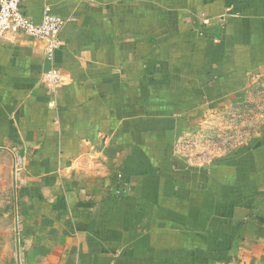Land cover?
<instances>
[{
	"label": "crops",
	"instance_id": "0c3cea01",
	"mask_svg": "<svg viewBox=\"0 0 264 264\" xmlns=\"http://www.w3.org/2000/svg\"><path fill=\"white\" fill-rule=\"evenodd\" d=\"M59 44L0 38V218L20 264H264V133L176 169L170 144L264 67V0H29ZM240 159V160H239Z\"/></svg>",
	"mask_w": 264,
	"mask_h": 264
},
{
	"label": "rangeland",
	"instance_id": "374dc122",
	"mask_svg": "<svg viewBox=\"0 0 264 264\" xmlns=\"http://www.w3.org/2000/svg\"><path fill=\"white\" fill-rule=\"evenodd\" d=\"M263 133L264 67L222 85L215 99L189 116L179 141L170 144L173 165L211 168L242 159ZM24 245L20 218H0V264H20Z\"/></svg>",
	"mask_w": 264,
	"mask_h": 264
},
{
	"label": "built area",
	"instance_id": "2783aa9c",
	"mask_svg": "<svg viewBox=\"0 0 264 264\" xmlns=\"http://www.w3.org/2000/svg\"><path fill=\"white\" fill-rule=\"evenodd\" d=\"M29 0H0V38L26 36L44 42L51 54L59 44L64 20L49 7L35 21L26 12Z\"/></svg>",
	"mask_w": 264,
	"mask_h": 264
}]
</instances>
